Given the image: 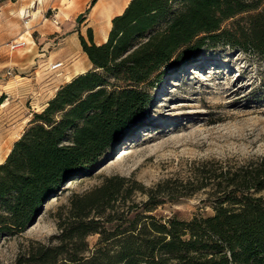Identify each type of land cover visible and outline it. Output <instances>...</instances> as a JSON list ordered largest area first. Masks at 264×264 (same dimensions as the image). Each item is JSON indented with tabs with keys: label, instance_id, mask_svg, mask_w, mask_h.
<instances>
[{
	"label": "trees",
	"instance_id": "obj_1",
	"mask_svg": "<svg viewBox=\"0 0 264 264\" xmlns=\"http://www.w3.org/2000/svg\"><path fill=\"white\" fill-rule=\"evenodd\" d=\"M87 35L88 41L79 39L93 69L58 89L0 164V231L24 228L47 198L91 172L128 124L142 119L146 101L136 86L151 69L177 66L220 41L264 57V0H130L113 17L104 43L93 42L91 29ZM193 184L198 186L185 190ZM209 184L215 189L210 216L127 218L132 209L149 213ZM263 192L264 159L218 165L193 182L166 179L150 188L108 176L72 196L67 212L58 216L57 243L40 245L25 263L264 264ZM136 193L147 196L141 205L134 202ZM91 234L100 238L85 256Z\"/></svg>",
	"mask_w": 264,
	"mask_h": 264
},
{
	"label": "rangeland",
	"instance_id": "obj_2",
	"mask_svg": "<svg viewBox=\"0 0 264 264\" xmlns=\"http://www.w3.org/2000/svg\"><path fill=\"white\" fill-rule=\"evenodd\" d=\"M11 2L0 0V164L58 89L80 70L94 67L80 39L68 36L73 28H64L60 15L56 25L51 10L35 18L34 7L16 10ZM26 8L31 18L24 24L21 14ZM83 31L87 40V30ZM14 39L25 45L11 50L8 44ZM59 62L62 66L53 69ZM149 75L136 86L146 101L142 119L128 124L91 172L78 175L72 186L65 183L47 198L40 214L24 228L0 231V264H26L30 252L40 245L56 244L58 216L67 212L72 196L108 176H124L150 188L166 179L193 182L200 174H212L218 165L237 167L264 159V57L222 41L207 43L177 66L154 68ZM118 84L130 88L126 82ZM122 149L128 153L119 157ZM193 186L198 184L185 190ZM214 190L209 184L149 213L143 207L132 209L127 218L152 214L167 221L210 216ZM133 199L141 205L147 196L136 193ZM106 227L113 230L114 224ZM99 238V234L87 236L85 256L92 254Z\"/></svg>",
	"mask_w": 264,
	"mask_h": 264
},
{
	"label": "crops",
	"instance_id": "obj_3",
	"mask_svg": "<svg viewBox=\"0 0 264 264\" xmlns=\"http://www.w3.org/2000/svg\"><path fill=\"white\" fill-rule=\"evenodd\" d=\"M30 1L31 3L29 4ZM129 1L130 0H16L11 2V4L14 5L16 10L23 6L34 7L35 10H37L35 18L40 17L41 13L51 10L54 12L53 19L60 15L59 19L61 20V25L64 28H73L72 31H70V35H68L72 39L79 38L80 35L85 38L83 29H91L93 42L101 44L108 38L113 17L121 14ZM54 23L56 25L58 24L57 19H55ZM84 66V68H86V64ZM82 72L83 71L80 70L78 73L80 74Z\"/></svg>",
	"mask_w": 264,
	"mask_h": 264
},
{
	"label": "built area",
	"instance_id": "obj_4",
	"mask_svg": "<svg viewBox=\"0 0 264 264\" xmlns=\"http://www.w3.org/2000/svg\"><path fill=\"white\" fill-rule=\"evenodd\" d=\"M30 18H31V12H30V9H29V8H26L25 10H23V12H22V14H21V19L23 20L24 24H27L28 21L30 20ZM1 44H2V43H1V41H0V46H1ZM24 45H25V42H24V41L16 40V39L12 40V41L8 44V46H9V48H10L11 50L17 49V48L22 47V46H24ZM60 66H62V62H59V63L53 65L52 68L54 69V68H58V67H60Z\"/></svg>",
	"mask_w": 264,
	"mask_h": 264
},
{
	"label": "bare ground",
	"instance_id": "obj_5",
	"mask_svg": "<svg viewBox=\"0 0 264 264\" xmlns=\"http://www.w3.org/2000/svg\"><path fill=\"white\" fill-rule=\"evenodd\" d=\"M23 12V11H22ZM36 12H37V10H34L33 11V14H36ZM23 36H21V37H19L20 39L22 38ZM195 71V70H194ZM112 149H113V147L111 148L110 147V149L108 150V151H112ZM119 152H121L120 153V155H119V157H121V156H124V155H126L128 152L126 151V149H122V150H120ZM69 182V183H68ZM75 182V179L74 180H72V181H66L65 183H68L67 184V186L68 187H70V186H72L73 185V183Z\"/></svg>",
	"mask_w": 264,
	"mask_h": 264
},
{
	"label": "water",
	"instance_id": "obj_6",
	"mask_svg": "<svg viewBox=\"0 0 264 264\" xmlns=\"http://www.w3.org/2000/svg\"><path fill=\"white\" fill-rule=\"evenodd\" d=\"M68 180V179H67ZM50 198V197H49ZM40 213H38L37 215H36V217L39 215Z\"/></svg>",
	"mask_w": 264,
	"mask_h": 264
}]
</instances>
